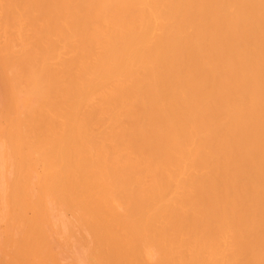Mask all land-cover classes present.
Returning a JSON list of instances; mask_svg holds the SVG:
<instances>
[{"label":"bare ground","instance_id":"obj_1","mask_svg":"<svg viewBox=\"0 0 264 264\" xmlns=\"http://www.w3.org/2000/svg\"><path fill=\"white\" fill-rule=\"evenodd\" d=\"M0 264H264V0H0Z\"/></svg>","mask_w":264,"mask_h":264}]
</instances>
